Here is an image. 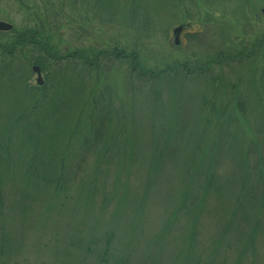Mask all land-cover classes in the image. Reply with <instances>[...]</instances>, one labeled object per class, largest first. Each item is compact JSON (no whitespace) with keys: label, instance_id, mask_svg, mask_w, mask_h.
I'll use <instances>...</instances> for the list:
<instances>
[{"label":"rangeland","instance_id":"374dc122","mask_svg":"<svg viewBox=\"0 0 264 264\" xmlns=\"http://www.w3.org/2000/svg\"><path fill=\"white\" fill-rule=\"evenodd\" d=\"M125 1L98 0L102 16L90 0H0V23L12 27L0 43L27 27L58 56L41 69L33 64L40 55L24 46L1 59L15 62L12 81L0 79V128L10 139L0 153V264H264V43L255 44L264 39V0H133L138 13ZM219 52L242 56L208 64ZM128 55L153 75L173 63L204 73L184 87L173 75L148 83ZM53 80L63 92L64 82L82 83L83 100L109 112L95 158L82 163L85 188L66 201L34 185L26 167L37 103ZM63 117L62 126L78 119ZM153 168L155 183L144 185ZM185 189L191 212L180 201ZM114 214H124L122 224Z\"/></svg>","mask_w":264,"mask_h":264},{"label":"trees","instance_id":"16d2710c","mask_svg":"<svg viewBox=\"0 0 264 264\" xmlns=\"http://www.w3.org/2000/svg\"><path fill=\"white\" fill-rule=\"evenodd\" d=\"M77 1V0H74ZM82 2V0H79ZM133 0H130L128 2H124L125 4H130L134 10H132L134 13H138L140 6L136 7L134 6ZM168 0H164L166 3ZM206 3H208L211 0H204ZM219 1V0H214ZM145 0L140 1L141 3H144ZM176 3V0H175ZM90 4L94 5L93 9L95 10V13L102 15L103 12L100 6L98 5V0H90ZM119 5L115 10L110 11L112 15L119 13L121 10H118L119 7L124 6ZM12 32V31H11ZM13 36L11 38V42H9L7 45H3L0 43V79L3 77L6 78V81H12V74L10 71L11 65L9 63H13L15 61H10L7 64H2L1 59L4 57L13 58L15 54H17V50L21 49V47H26L30 50L37 51V53L40 55V58L33 61V64L38 65V67L41 69L42 64L45 62H48L51 59H57L58 56L51 51L49 44L44 42V40L41 41V34L39 32L34 31V29L31 28H24L22 30H16L13 32ZM262 43H264V39L258 40L255 44L260 46ZM41 46L43 47V52L41 51ZM53 50V49H52ZM250 52L253 53V50ZM75 55H69L67 57L68 59H72ZM242 54H238L234 57H230V55L227 56V58H221L222 53L219 52L213 61L209 62L208 64H219L218 62L221 61V59L227 61L231 60H239L241 58ZM122 58H128L130 70H132V73H136L138 77H141L143 79H146V82H148V79L150 80L148 83H154V80L158 83H162L164 81L169 82L172 79V75L174 78H178L182 80L180 82V86H186V83L190 80L189 77H202L203 69L198 66L196 69H194L193 72H188L187 66L184 63H173L171 66L167 67L161 73H157L156 75H153L151 71H146L144 67H141L139 65L137 58L133 59L132 56H124ZM74 59L77 60H83L84 66L85 64L91 65L89 67H92L95 65L92 62H86V58L81 56L80 54H77ZM98 59V58H96ZM175 73H179L175 74ZM204 73V71H203ZM175 74V75H174ZM170 76V79L168 77ZM63 77V76H62ZM164 78V79H162ZM57 79V78H56ZM55 79V80H56ZM55 80L51 81V86L48 91L41 97V101H39L38 107L41 105V121L38 122V125H31L30 128V140L28 144L30 147L33 148L34 156L32 158V161L27 162L26 167L29 168L31 176L36 177L37 180L34 179L31 180L34 185H40L41 189L43 191H47L51 193L48 195V202L47 204H50L52 202V199L49 197H56L57 201H66V198L64 195L71 194L76 188L83 190L85 186L82 184L80 180V175H82V170L85 168L83 167L82 163L86 161L85 156L86 154H90L89 157H91V154L93 155L95 152V155L91 157L92 159L95 158L97 151L95 150V145L99 146V140L104 137V124L107 121L108 117V109L106 107H99L95 110H93L92 102H87L85 99L83 100L82 96V83H80V86H78L77 89H72L71 86L67 83H63L62 86L65 88V91L57 90L58 83H55ZM174 80V79H172ZM171 83V82H170ZM25 88L29 89L28 83H24ZM61 85V84H60ZM42 89V88H41ZM29 92V90L27 91ZM52 93H55V96L50 100L47 101V96L51 95ZM64 94L66 96H69L70 98H74V100L71 98V100L68 102L66 101V98H64L62 95L58 94ZM30 95V94H29ZM45 99L43 100V98ZM163 99V96H161ZM82 102L80 103V101ZM47 101V102H46ZM238 101V100H236ZM175 106L170 107H176L180 106L178 102L173 103ZM47 105V108H45ZM82 107H81V106ZM100 105V104H99ZM33 107V108H32ZM73 108L72 115H69L68 109ZM236 108H240V105L238 102L235 103ZM36 108L35 102H31L29 105V110L27 114H30L34 109ZM75 108V109H74ZM79 109V111H78ZM31 110V111H30ZM236 110V109H235ZM238 113V112H237ZM236 112H234L232 115H234L235 118ZM78 115V119L75 122L72 127L69 125L62 126V120H64L63 116H66L68 119H72V121L75 120V117ZM70 116V118H69ZM20 119L14 120V123H17L21 120L22 116H17ZM41 123V124H40ZM229 123H233L231 119H229ZM237 123H233V130H236ZM12 127V125H11ZM243 132V131H242ZM9 133H4L2 131V128H0V153L2 155L5 153L1 149V142L2 140H9V137H6ZM64 139V140H63ZM67 139V145H64ZM61 140H63V143H61ZM38 141V142H37ZM27 144V143H26ZM23 146H18L15 149V152L18 150H23ZM6 151V149H5ZM85 159V160H84ZM25 167V168H26ZM10 167L5 170V172H9ZM73 170V172H70ZM149 174L146 178H144L143 184L146 185L147 181L150 183H155L158 172L157 168H153L151 171H148ZM10 173V172H9ZM40 178H39V177ZM70 176H73L75 178H69ZM86 177V176H85ZM23 179L24 177H20ZM207 181H211V179H208ZM84 183V182H83ZM85 184V183H84ZM142 184V185H143ZM41 190V192H42ZM62 192L63 195L61 194ZM44 193V192H43ZM188 190L185 189L183 192L182 198H181V204L184 207V211H190V207H187L185 198L187 197ZM42 195V193H41ZM62 196V197H61ZM62 199V200H61ZM189 208L190 210H188ZM124 216V214H114L111 217V220H116V223L122 224L121 218ZM129 227L131 228L132 225L129 223ZM4 234V233H2ZM0 235V237H3V235ZM73 237L76 238V235H73ZM109 238V237H108ZM77 239V238H76ZM78 242V241H77ZM101 264H108L101 262ZM111 264H126V260L121 258V261L118 262L117 259H114ZM148 264V263H146Z\"/></svg>","mask_w":264,"mask_h":264},{"label":"water","instance_id":"95a60500","mask_svg":"<svg viewBox=\"0 0 264 264\" xmlns=\"http://www.w3.org/2000/svg\"><path fill=\"white\" fill-rule=\"evenodd\" d=\"M10 30H11L10 26L3 24V23H0V31H10ZM180 30H181V28H177L173 31V34L176 35V39H175L176 44H178L177 34H178V32H180ZM32 71L37 75V83L39 85H42L40 69H38L37 67H33Z\"/></svg>","mask_w":264,"mask_h":264}]
</instances>
